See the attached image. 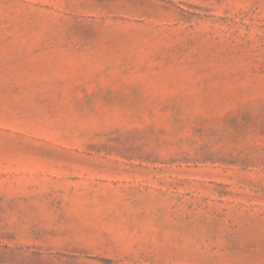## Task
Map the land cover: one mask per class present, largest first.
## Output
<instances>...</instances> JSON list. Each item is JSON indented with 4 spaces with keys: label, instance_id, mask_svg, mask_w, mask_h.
<instances>
[{
    "label": "rangeland",
    "instance_id": "374dc122",
    "mask_svg": "<svg viewBox=\"0 0 264 264\" xmlns=\"http://www.w3.org/2000/svg\"><path fill=\"white\" fill-rule=\"evenodd\" d=\"M0 264H264V0H0Z\"/></svg>",
    "mask_w": 264,
    "mask_h": 264
}]
</instances>
